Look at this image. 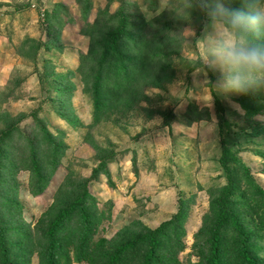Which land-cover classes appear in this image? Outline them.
Returning <instances> with one entry per match:
<instances>
[{"label": "rangeland", "instance_id": "374dc122", "mask_svg": "<svg viewBox=\"0 0 264 264\" xmlns=\"http://www.w3.org/2000/svg\"><path fill=\"white\" fill-rule=\"evenodd\" d=\"M87 1L92 4L88 22L93 23L107 2ZM112 1L110 13L126 1L132 12L141 11L146 20L164 16L171 6L172 22L163 19L154 29L161 36H176L180 42L176 43L178 55H172L166 70L148 74L147 82L156 81L145 89V100L128 113L110 112L98 120L77 72L80 56L89 48L88 38L79 33L84 0H0V132L14 121L17 131L13 138L23 145L36 126L38 131L39 125H46L64 149L60 166L38 196L31 192L29 172L15 173L16 215L30 229L44 217L51 222L66 207L67 195L63 196L71 194L62 182L68 173L72 181L88 184L99 202L97 213L105 212L103 219L95 220V241L116 240L136 223L156 229L177 214L184 200L177 239L182 250L177 260L197 264L195 236L215 221L216 209L211 205L225 195L224 187L236 180L237 189L231 191L243 194L239 211L245 210L242 202L250 196L249 188L253 195L264 191V85L242 92L212 93L220 74L202 63L199 40L211 28L205 12L195 4L186 18L185 0ZM224 6L239 9L233 0H224ZM58 8L60 27L51 18ZM162 24L179 29L171 32ZM244 98L256 111L254 115L247 116V109L239 104ZM192 112L197 116L192 118ZM252 127L259 134L250 136ZM229 147L250 167L245 175H251L252 185L248 186L249 179L236 178L235 166H221L223 150ZM103 158L108 166L101 171L107 169L109 176L101 172L98 180L91 182ZM260 203L264 207V202ZM253 209L251 205V216L244 225L255 246L252 253L264 264V208L260 216ZM17 236H7L11 247L14 239L17 244L24 243L16 241ZM204 237L209 240L203 233L200 240ZM28 261L38 264L36 254L31 253ZM71 264L88 262L72 260Z\"/></svg>", "mask_w": 264, "mask_h": 264}, {"label": "trees", "instance_id": "16d2710c", "mask_svg": "<svg viewBox=\"0 0 264 264\" xmlns=\"http://www.w3.org/2000/svg\"><path fill=\"white\" fill-rule=\"evenodd\" d=\"M233 1L236 6L241 7V0ZM106 2L105 9L98 12L93 23H89L92 4L91 1L84 0L81 14L83 24L79 30L82 36L88 38L89 48L86 55L80 56L81 64L77 72L84 86L83 94L90 98L94 118L98 120L110 112L128 113L145 100V89L153 87L156 81L155 79L151 84L147 82L148 74L163 73L166 65L169 62L171 64L172 55H178L176 43L180 42L176 36H161L154 29L163 19L172 22L174 14L168 12L171 6L164 11V16L146 20L141 11L132 12L126 1L121 2L113 13L109 12L113 1ZM58 10L59 8L52 11L51 18L60 27ZM162 26L171 32L179 29L170 24ZM130 49L131 53L128 54ZM148 68L152 71H148ZM245 99L247 98L239 100V104L247 109V116L254 115L256 111ZM191 116L194 118L197 114L192 112ZM13 122L0 132V187H7L0 189V264H29L31 253L36 254L38 264H71L72 260H86L88 264H180L177 255L182 248L177 239L179 224L183 222L181 206L184 205V200H181L177 214L156 229L133 223L116 240L95 241L96 224L104 218L105 212H100V215L97 213L99 202L88 190V184L72 181L70 173L62 180L71 192L70 195L63 196L67 195L66 207L58 211L51 222L44 217L39 225L30 229V225L16 215L17 185L13 176L18 172H29L31 192L33 195H40L60 166L64 149L56 143L46 125H39L38 131L36 126L30 138L22 145L18 139L13 138L17 131ZM256 134L259 132L256 127H252L250 136ZM221 139L224 142L223 133ZM242 143L247 144L248 141ZM231 149L232 147L224 148L221 166H235L236 178L249 179L248 186L252 185L254 182L251 175H245L250 167L237 158ZM8 161L10 162L6 164ZM107 166L104 158L99 160L91 182L97 181L101 170H105ZM102 173L109 176L107 169ZM235 181L224 187L225 195L217 199L218 203L211 205L212 210L216 209L215 221L210 223L213 226L210 228L208 224L195 236L193 247L199 254L197 264H260L252 253L255 246L251 244V234L244 221L251 216V205H254L256 215H262L260 209L264 207L260 202H264V191L257 190L253 195L249 188L250 196L242 202L245 210L239 211L243 194L231 191L237 189ZM110 187L113 185L110 184ZM232 193L231 199L229 195ZM13 233H18L16 241L24 243L17 244L14 239L11 247L7 236ZM202 233L209 240L206 237L200 240Z\"/></svg>", "mask_w": 264, "mask_h": 264}, {"label": "clouds", "instance_id": "9594fccd", "mask_svg": "<svg viewBox=\"0 0 264 264\" xmlns=\"http://www.w3.org/2000/svg\"><path fill=\"white\" fill-rule=\"evenodd\" d=\"M184 14L199 7L211 32L201 42L202 63L220 74L212 93L228 94L264 85V0H241L229 10L224 0H185Z\"/></svg>", "mask_w": 264, "mask_h": 264}]
</instances>
